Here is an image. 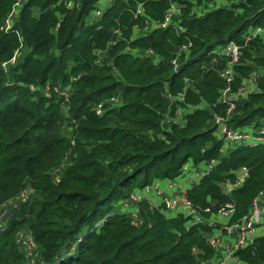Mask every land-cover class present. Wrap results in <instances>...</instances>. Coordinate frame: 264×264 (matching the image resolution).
<instances>
[{
    "label": "trees",
    "instance_id": "16d2710c",
    "mask_svg": "<svg viewBox=\"0 0 264 264\" xmlns=\"http://www.w3.org/2000/svg\"><path fill=\"white\" fill-rule=\"evenodd\" d=\"M98 1L80 0L69 8L63 0H24L6 31L16 0H0V264L28 262L16 240L23 230L36 243L37 264H194V246L203 258L212 256L204 235L214 228L199 224L186 230L182 215L168 217L145 202L140 205L144 224L135 227L115 212V201L153 181L176 178L190 159L218 161L187 197L212 213L234 202L229 222L247 213L264 187V145L221 151L212 118L225 115L217 102L225 86L217 73L223 60L208 67L207 56L228 40L244 44L241 35L251 25L264 26V0H229L233 8H211L202 15L191 0H113L101 20L91 22ZM171 2L181 5L174 19L185 28L182 34L174 24L134 34L145 18L161 22ZM137 3H143L144 15L134 13ZM189 42L188 52L179 51ZM106 48L100 64L96 51ZM147 49L160 60L134 54ZM15 51L17 64L4 71L2 62ZM172 59L179 63L177 72ZM258 68H264L259 38L243 47L233 85ZM47 81L49 95L34 89ZM69 84L67 116L53 89ZM258 84L261 91L237 102L230 127L264 119V75ZM111 96L121 104L97 115L94 106ZM180 104L187 110L183 124L166 122ZM242 166L248 177L224 194L220 181L234 183ZM26 186L32 192L21 200ZM237 255L246 264L264 262V236Z\"/></svg>",
    "mask_w": 264,
    "mask_h": 264
},
{
    "label": "built area",
    "instance_id": "2783aa9c",
    "mask_svg": "<svg viewBox=\"0 0 264 264\" xmlns=\"http://www.w3.org/2000/svg\"><path fill=\"white\" fill-rule=\"evenodd\" d=\"M24 0H16L13 4L11 11L7 15L5 30L7 31L11 28L17 13L20 10ZM67 7L71 8L75 4H79L80 0L74 2V0H63ZM109 3L107 7L113 0H108ZM243 0H236L234 3H239ZM231 2V1H230ZM232 3V2H231ZM227 4L225 7L233 8V4ZM141 3H137L136 15H144L142 12ZM143 4V3H142ZM171 2L167 10V13H171V17L166 16L165 21L161 22L150 21L144 19V26L141 30H138V35L146 34L147 32L153 31L156 28H166L170 24H174L176 30L179 34H182L185 30L180 25V20L175 21V16L181 12V5L178 3ZM106 7V8H107ZM141 7V9H140ZM98 9V4L96 8L91 11L88 20L91 22H96L101 20L102 13L106 10ZM166 13V14H167ZM174 13V14H173ZM172 20V21H171ZM120 34L119 31H115ZM261 39L264 42V26L251 25L247 30L241 35V39L244 44L228 40L218 45L212 49L207 56L211 58L208 67H215L217 64L223 65L217 69V73L220 78L225 81V86L219 90V97L217 102L225 106V115L217 114L212 118V124L215 129V135L222 139L223 145L221 147L222 153L233 149L237 146H258L264 145V125L259 129L251 133V131L244 130L243 128L232 129L229 126V119L234 113L237 102L240 98H246L253 93L261 91L258 81L261 76L264 75V68H258L252 70L248 75L241 78V81L237 85H233L235 78L239 76L236 66L240 63V57L242 55L243 47L247 46L250 41L255 39ZM191 43L183 44L179 47V51L186 53L189 51ZM108 53V48L104 51H96L99 57V63L101 64L102 59ZM135 56L151 55L157 62L160 58L151 50L147 49L144 52L134 50ZM18 60L17 52L15 51L12 57L8 61H4L1 67L4 71H7L10 65H16ZM173 71L177 72L179 68V63L176 59H172ZM187 83L189 81L185 80ZM33 87V86H31ZM188 85L185 86V89ZM34 89H40L45 95H49L50 84L49 81L41 87H34ZM61 101V108L68 116L69 114V99L71 96L72 87L67 85L65 87L56 86L53 89ZM167 91V90H166ZM171 99V96L168 95ZM180 99H183L184 94L178 93ZM121 98L118 96H111L109 99L99 102L94 106V111L97 115H103L107 109L113 106L121 104ZM109 106V107H107ZM183 115V114H182ZM181 115L180 109H177L174 116L168 117L166 122H177L183 124V116ZM251 133V134H250ZM224 151V152H223ZM218 163L216 159H211L207 162H201L195 164L191 159L183 164L181 167L180 174L172 179H167V189H162L159 185L160 181H153L149 184L144 185L142 188H136L131 191L125 198H121L119 203V211L121 214L126 215L131 220V223L135 227H141L144 224V219L141 216L140 205L145 202L149 209L153 211H158L161 214H165L168 217L182 215L185 219L184 227L186 230L196 227L199 224H207L209 227L214 228L215 233H205L204 242L210 250H214L212 256L203 258L204 252L192 247V254L195 258L194 264H246L239 259L237 253L249 245H252L254 240L259 237L258 229L261 225H264V187L260 189L255 196L252 198L251 203L248 208V212L242 215L235 221L229 222V219L234 214L235 204L234 202H225L219 205L215 213H212L211 207H198L192 203V201L187 197V192L194 185L198 184L202 178L207 176ZM236 181L234 183L226 181L222 183L224 194L230 195V191L233 187L239 183V186L243 183L246 175L235 173ZM242 182V183H241ZM226 187H231V189H226ZM153 199L156 201L154 202ZM158 201V202H157ZM205 214H209L210 217L205 218ZM225 218L226 222H217L216 219ZM100 222V221H99ZM17 242L21 249L25 251L28 258L26 264H34L35 256L34 251L36 248V243L28 230L20 231L16 237ZM199 253V254H198ZM42 264H45L42 262ZM264 264V262L260 263Z\"/></svg>",
    "mask_w": 264,
    "mask_h": 264
},
{
    "label": "rangeland",
    "instance_id": "374dc122",
    "mask_svg": "<svg viewBox=\"0 0 264 264\" xmlns=\"http://www.w3.org/2000/svg\"><path fill=\"white\" fill-rule=\"evenodd\" d=\"M192 1V3H193V7H192V9L194 8V11L198 14V15H202V14H204L205 12H208L211 8H217V7H220V6H225V5H227V4H229V3H231L229 0H213V1H208V0H191ZM74 2H77V0H74ZM108 3H109V1L108 0H99L98 1V9H100V10H104L106 7H107V5H108ZM176 4V3H175ZM175 4H173V5H175ZM231 4H233V3H231ZM141 5V7H142V12H144L145 11V7L143 6V4L141 3L140 4ZM141 7H140V9H141ZM168 10V9H167ZM167 10L164 12V14H163V22L165 21V18H166V16H169V17H171V13H167ZM182 12V11H181ZM181 12H177V13H179L178 15H176L175 17H179L180 16V14H181ZM167 13V14H166ZM174 14V13H173ZM176 18V19H177ZM172 21V20H171ZM163 22H161V24L163 23ZM183 27V26H182ZM184 28V27H183ZM141 32L143 31V30H140ZM134 34L135 35H137L138 34V32L136 31V32H134ZM143 56H149V57H151L152 58V56L149 54V55H143ZM153 59V58H152ZM155 61V60H154ZM240 99H243L242 97L240 98ZM178 109H180V112H181V115L185 112V111H187L186 110V108L184 107V105H182V104H180L179 105V107H178ZM264 125V119H261L260 121H259V123L258 124H250V125H245L244 127L243 126H240L241 128L243 127V129L244 130H242V131H246V130H249V131H251V133H253L254 131H256L257 129H259L261 126H263ZM232 129H237V128H232ZM250 133V134H251ZM224 152V151H223ZM227 154V153H226ZM226 154H224V155H226ZM237 172L241 175V174H244V175H246V178L248 177V173H249V171H248V168L246 167V166H242L240 169H237ZM56 177H54V178H58V175L56 174L55 175ZM162 182V184H161V187H163V185H164V183L166 182V181H161ZM224 182V181H223ZM222 181H220V186H221V190H222V192L223 191H225L224 189H223V186H222V183H223ZM229 182H231V181H229ZM242 183V182H241ZM27 186H29V185H27ZM26 186V188L21 192V194L19 195V199H21V200H24L26 197H27V195L29 194V193H31L32 192V190L31 189H29L28 187ZM239 186V183L236 185V187H233L232 189H231V187H226V189H231V191H230V194L237 188ZM120 201H121V198H119V199H117L116 201H115V212H117V213H120L121 214V212L119 211V203H120ZM127 217V216H126ZM219 220H226L225 218H219V219H216V221L217 222H220ZM226 222V221H225ZM102 224V222L100 221L99 223H97V225H101ZM211 233H215V231H211L210 232V234ZM258 235L259 236H264V225H261L260 226V228L258 229ZM194 247H196V248H199L198 246H194ZM207 247V246H206ZM212 251H214V250H212ZM214 253H215V251H214ZM199 254V253H198ZM35 264H37V260L35 261ZM42 264V263H41Z\"/></svg>",
    "mask_w": 264,
    "mask_h": 264
},
{
    "label": "crops",
    "instance_id": "0c3cea01",
    "mask_svg": "<svg viewBox=\"0 0 264 264\" xmlns=\"http://www.w3.org/2000/svg\"><path fill=\"white\" fill-rule=\"evenodd\" d=\"M161 181H166L165 183H164V185H163V187H161V184H162V182ZM160 182H159V185H160V187L162 188V189H167V180L165 179V180H161ZM153 201L155 202L156 200L155 199H153ZM158 202V201H157ZM221 223H223V222H225L226 220H219ZM201 250V249H200ZM203 252V250H201V253Z\"/></svg>",
    "mask_w": 264,
    "mask_h": 264
}]
</instances>
